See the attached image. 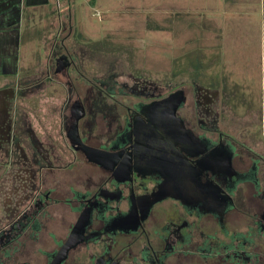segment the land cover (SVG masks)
Wrapping results in <instances>:
<instances>
[{
	"label": "flooded vegetation",
	"instance_id": "1",
	"mask_svg": "<svg viewBox=\"0 0 264 264\" xmlns=\"http://www.w3.org/2000/svg\"><path fill=\"white\" fill-rule=\"evenodd\" d=\"M73 55L32 75L62 88L51 107L0 89L2 182L27 193L0 195V264H264V152L184 91L90 79Z\"/></svg>",
	"mask_w": 264,
	"mask_h": 264
},
{
	"label": "crops",
	"instance_id": "2",
	"mask_svg": "<svg viewBox=\"0 0 264 264\" xmlns=\"http://www.w3.org/2000/svg\"><path fill=\"white\" fill-rule=\"evenodd\" d=\"M71 1L0 0V89L8 81L29 85L23 57L31 54L35 24L40 34L42 24L49 27L46 47L52 50L66 33V20L71 34ZM156 9V30L167 28L176 45H184L170 64L186 65L183 71L198 67L201 87L238 105L250 122V145L264 152V0H161Z\"/></svg>",
	"mask_w": 264,
	"mask_h": 264
},
{
	"label": "rangeland",
	"instance_id": "3",
	"mask_svg": "<svg viewBox=\"0 0 264 264\" xmlns=\"http://www.w3.org/2000/svg\"><path fill=\"white\" fill-rule=\"evenodd\" d=\"M160 2L161 0H72L71 34L66 20V33L53 50L46 47L49 41L46 36L49 27L42 24L43 30L44 27L46 29L40 34L39 26L34 25L31 33L33 39L30 40L31 54L23 57L24 65L28 64L27 68L31 71L24 75H39L41 70L49 67V62L54 59L56 53L66 46L75 55L85 54L86 58L83 57L81 61L77 55L76 57L79 68L87 77L103 75L111 70L115 76L114 81L126 83L131 89L136 87V92L142 89L147 91L146 94L165 95L171 90H182L191 105H194V100L201 102L202 107H196L197 118L202 115L204 121H209L212 116H217V125L224 133L239 139L241 143L250 144V137L247 135L250 122L244 114L241 117L238 105L220 102L221 99H217V89H210L208 94L207 89L201 87L202 74L198 67L192 71H183L184 67L188 69L186 65L170 64L171 55L179 54L184 45H176L174 35L171 36L167 28L161 32L156 30L158 23L153 22L158 18L156 7ZM180 18L183 20L184 17L180 15ZM36 68H39L38 72ZM37 78L39 76L35 80L41 81ZM32 79L31 76L29 84L33 83L36 87L34 90H37L32 94L42 95V100L39 98L41 95L34 96L32 105L35 107L41 108L39 104L45 106L50 97L55 98L56 102L63 99V90L59 85L49 81L47 86L46 83L37 85ZM221 90L219 92L223 95L224 90ZM24 95L27 101L30 93L25 92ZM48 105L51 107V104ZM28 108L27 105L24 106V109ZM208 121L206 123L209 125ZM3 176L1 168V182ZM16 186L15 190L13 183L2 182L0 195L17 198L18 195L27 194L24 183H18Z\"/></svg>",
	"mask_w": 264,
	"mask_h": 264
},
{
	"label": "water",
	"instance_id": "4",
	"mask_svg": "<svg viewBox=\"0 0 264 264\" xmlns=\"http://www.w3.org/2000/svg\"><path fill=\"white\" fill-rule=\"evenodd\" d=\"M173 117H174V111H173V115H172ZM176 121V126L178 127V128H182V123L180 122V120L179 119H176L175 120ZM166 186H168V184H166Z\"/></svg>",
	"mask_w": 264,
	"mask_h": 264
}]
</instances>
